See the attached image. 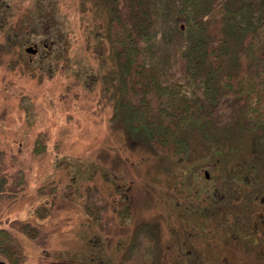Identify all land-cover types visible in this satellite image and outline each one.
Masks as SVG:
<instances>
[{
  "label": "rangeland",
  "instance_id": "1",
  "mask_svg": "<svg viewBox=\"0 0 264 264\" xmlns=\"http://www.w3.org/2000/svg\"><path fill=\"white\" fill-rule=\"evenodd\" d=\"M180 1L158 4L139 46L164 83L185 85L195 30L177 19ZM107 11L102 0H0V169L10 188L23 181L20 195L0 197V226L16 217L37 230L12 229L21 264H43L46 247L96 246L117 264L135 252L155 264H264V162L253 136L223 109L188 126L185 155L127 130L101 79L115 55L98 46ZM42 40L30 60L25 47ZM83 200L105 207L99 227L87 225Z\"/></svg>",
  "mask_w": 264,
  "mask_h": 264
},
{
  "label": "trees",
  "instance_id": "2",
  "mask_svg": "<svg viewBox=\"0 0 264 264\" xmlns=\"http://www.w3.org/2000/svg\"><path fill=\"white\" fill-rule=\"evenodd\" d=\"M163 1L102 0L108 16L105 26L100 25L98 46L115 55L109 76L102 75L101 79L108 82L106 90L114 116L160 152L185 155L188 126L204 127L215 122L213 111L228 110L226 117L233 119L238 130L251 133L264 162V0L180 1L177 19L190 22L195 30L185 54V85L164 83L157 70L141 59L140 41L150 34L158 4ZM37 27H45L42 20ZM222 100L225 109L219 106ZM1 170L0 197L6 194L12 200L11 196L23 191V181L17 178L12 189ZM73 200L74 196L72 200L66 196L65 202ZM81 206L88 213L89 228L99 227L105 207L84 200ZM74 216H78L77 211ZM6 220L8 226H0V253L12 264H21L19 242L12 229L31 238L37 233L36 226L16 217ZM54 232L50 230L52 235ZM55 249H41L43 264H117L111 258L104 259L98 246L86 251ZM129 264L155 263L150 252H135Z\"/></svg>",
  "mask_w": 264,
  "mask_h": 264
},
{
  "label": "flooded vegetation",
  "instance_id": "3",
  "mask_svg": "<svg viewBox=\"0 0 264 264\" xmlns=\"http://www.w3.org/2000/svg\"><path fill=\"white\" fill-rule=\"evenodd\" d=\"M33 45H35L36 50H35L34 53H29L30 60H31V55H36V54H37V52H38L40 46H41V48L47 46V45H46V42L43 41V40L40 41L39 44L34 42ZM205 170H206V169H204V176H205V178H208L209 175H208V173H207V176L205 175ZM206 171L208 172V170H206ZM0 264H12V263H11V262H10L5 256H3V255L0 253Z\"/></svg>",
  "mask_w": 264,
  "mask_h": 264
},
{
  "label": "water",
  "instance_id": "4",
  "mask_svg": "<svg viewBox=\"0 0 264 264\" xmlns=\"http://www.w3.org/2000/svg\"><path fill=\"white\" fill-rule=\"evenodd\" d=\"M36 50L35 45H30L25 47V51L29 52V53H34ZM205 175L207 176V171L205 170Z\"/></svg>",
  "mask_w": 264,
  "mask_h": 264
}]
</instances>
